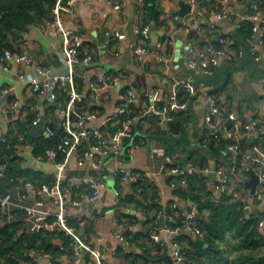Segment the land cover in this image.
Returning <instances> with one entry per match:
<instances>
[{"label":"built area","instance_id":"obj_1","mask_svg":"<svg viewBox=\"0 0 264 264\" xmlns=\"http://www.w3.org/2000/svg\"><path fill=\"white\" fill-rule=\"evenodd\" d=\"M79 1L57 0L52 10V16L44 21L45 26L55 30L62 38L65 72L34 62L27 48L29 30L21 34V44L18 51L4 49L0 53V70L2 72L15 71L18 78L16 82L0 85V98H4L1 107L10 114L11 120L15 121L20 116L25 119L31 116L32 125H39L46 115V105L58 107L60 97L66 101L65 106L60 109L61 119L58 129L60 128L64 136L58 148H47L43 153L35 154L34 146L25 133L15 131V139L12 140L8 139L6 133L0 130V141L7 140L8 147L12 149L13 154L22 158L24 167L42 171L53 177V182L42 184H36L31 180L22 178L19 179V185L16 184L14 188H9L7 193L0 192V223L21 221V232L26 233L58 228L70 238V248L60 243L59 254L56 257L48 252L37 257L26 251L24 255L29 260L27 264H108L103 259V251L100 246H94L89 240L82 239L76 233L66 214L68 201L76 206L85 202L98 201L106 187L104 169L107 161L112 158L116 160L120 158L121 152L125 148L124 141L126 139H131V145L141 143L144 140L143 135L136 134L133 130L136 120L148 115H154L162 123L173 120L175 111L188 108L191 104L188 97L180 98V88H185L189 96L197 93L195 85L190 80H175L168 97L164 96L158 87H152L144 92V96L149 100L147 106L138 108L136 103L137 91L134 88H126L119 91L118 103L113 111L94 129H89L87 121L97 116L96 109L93 110L92 108L100 106L105 91L120 85L125 72L122 69L102 72L89 81L87 90L78 89V79H81L79 76L82 74L78 73L77 65H90L94 59L92 53L88 51L82 53L83 38L81 34L66 24V17L73 20L78 18ZM105 1L118 11H121L125 6V0ZM185 2L191 3V12H195L199 1L185 0ZM224 2L225 0L219 2V7L212 12V19L202 24L197 23L196 29L198 31L206 28L213 32L217 27V20L231 18ZM246 19L251 22L249 40L252 43L256 41L263 46L264 12L257 8ZM150 32L151 26L149 24L140 23L137 25L135 39L129 44L134 55H143L149 52L145 42L150 40ZM116 35L120 39L125 38L123 33L116 32ZM218 42L217 46L204 48L190 43L188 46V54L191 57L189 66L196 67L198 58L210 65H217L220 59L224 57L229 59L249 57L256 60L260 59L259 52L253 45L248 50L239 49L233 52L224 37L220 36ZM159 58L162 61L166 60L164 56L159 55ZM21 89L30 90L33 97L31 104L24 102ZM206 94L208 106L204 111V119L209 125L210 132L202 135L205 142L204 146H207V142L213 138L220 140V134L223 135L228 140L226 149L230 150L232 154L230 165L214 169L193 163L183 165L167 153L158 169L136 170L119 167L115 168L111 175L117 180L137 184L140 191L141 185L154 181L161 185L162 192H164L176 189L181 184L186 185V177L189 174L201 175L215 171L216 189L221 192H228L232 177L240 170L248 173L250 167H253L260 178L256 192L253 195L240 191L230 192L232 200L240 203L243 212H249L256 205V202L264 198V94L259 106V117L252 115L245 122H240L237 115L231 110L232 102L228 95L212 93L211 91H207ZM81 105H86L90 111L81 110ZM113 121L119 124V128L111 136H108L104 126ZM56 128L53 123H46L42 134L49 137L55 136ZM252 137L259 138V140L254 142L250 150L242 152L241 143L251 140ZM84 143H86V147H83ZM59 152L63 154L61 160H58ZM72 158H74L77 168H85L87 161H91L89 170L100 171L99 175L97 177H93L89 173L70 175L69 164ZM171 175L178 176L180 180L169 181L168 176ZM3 180L16 183L14 178L7 177L5 165L0 164V181ZM49 200L56 203V211L50 209ZM171 206L176 214H180L182 224L172 227L170 222L174 216L167 213L163 223H159L155 227L152 237L163 249L169 248L168 256L171 259L169 264H197L189 253L190 244L179 236L184 233H191L196 237H203L204 232L198 224L197 205L193 204L189 210L185 211L181 209L177 201H173ZM160 212L161 210H159L157 218H161ZM53 217L55 219L51 221ZM115 222L117 224L115 237L120 242L118 244L129 246V241L122 231V225L118 218ZM263 226L264 219H260L258 227L262 228ZM160 231L167 233L166 240L160 238ZM86 255L90 256L87 260L85 259ZM150 264L158 263L152 262Z\"/></svg>","mask_w":264,"mask_h":264},{"label":"crops","instance_id":"obj_2","mask_svg":"<svg viewBox=\"0 0 264 264\" xmlns=\"http://www.w3.org/2000/svg\"><path fill=\"white\" fill-rule=\"evenodd\" d=\"M222 1L224 0H212L210 4L204 6L198 3L201 12H190L181 17L177 14V10L181 8L178 0H125V6L121 11L114 9L105 0H80L78 18L76 20L65 18L66 24L77 30L83 38L82 53L88 51L94 55L90 65H77L78 73L82 74L79 76L81 79H78V89L87 90L89 81L102 72L119 69L125 72L120 85L105 91L100 106L92 108L96 109L97 116L87 121L89 129H94L113 111L118 103L121 90L134 88L137 91V107L144 108L149 101L144 96V92L152 87H158L161 93L168 97L173 80L189 79L199 84L189 107L174 112L173 120L177 122L174 121L164 127L163 124L158 126L152 122L149 115L136 120L133 130L136 134L143 135L144 140L132 145L130 138L124 141L125 158L120 157L118 160L112 158L107 161L106 169L109 177L112 176L113 170L119 167L136 170L155 169L167 153L183 165L193 163L214 169L232 163L231 151L226 149L221 139L213 138L207 142V146H204L202 135L210 132L209 125L204 119V111L208 106L206 92L214 91L228 95L232 102L231 110L240 122H245L252 115L259 117V106L264 94V45H259L256 41L252 43L248 38V29L242 31L240 26L248 20L246 18L253 8L264 12V0H253L250 6H248L249 0H225L224 6L231 14V18L217 20V27L213 32L206 28L198 31L197 23L202 24L212 19V12L219 7V2ZM140 23L151 26L150 40L145 42L149 52L134 55L129 44L135 39L136 28ZM116 32L125 34V38H118ZM220 36L226 39L227 45L233 52L239 49L248 50L253 45L258 50L260 59L224 57L217 65H210L198 58L196 67H190L188 64L191 59L188 54L189 44L193 43L200 48L217 46ZM27 48L34 62L51 66L62 72L66 71L63 65L62 38L55 30L45 26L44 21L30 26ZM159 55L166 57V60H160ZM16 81L18 78L15 71L2 72L0 70V85ZM21 92L24 102L31 104L33 97L30 90L21 89ZM3 102L4 98H0V130L5 133L10 130L19 131L25 126L28 133L42 134L46 123H53L58 128L61 119L60 109L66 104L65 99L60 97L58 107L46 105V115L41 123L32 125L29 116L27 119L20 116L15 121L11 120L10 114L1 107ZM80 109L85 112L90 111L86 105H81ZM118 128L119 124L115 121L108 122L104 126L108 136H111ZM258 140L259 138H254L252 141L257 142ZM251 148L252 146H247L244 150ZM129 162H133L131 166ZM69 165L70 175H82L83 170L90 169L91 161H87L85 168H77L72 158ZM207 175L209 187L212 189V184H216V178L213 181L209 174ZM249 177V173L240 170L232 177L227 193L240 191L250 194V190H245L244 187V181ZM176 178L177 181L180 180L178 176ZM113 179L116 178L113 177ZM114 180H108L105 177L106 187L96 202H85L76 206L68 201L66 214L76 233L82 239L89 240L94 246H100L103 259L108 264H131L132 257L127 258L122 255V252H117L118 246L122 245L118 244L120 242L115 237L117 231L115 220L118 218L124 235L134 242V244H129L130 248L126 246L124 248L139 254L137 258H134L136 264L152 262L169 264L167 259L169 248L163 249L155 244L152 234L151 236L147 234V228H151L154 224L151 231L153 233L155 227L163 223L167 213L172 214L174 218L180 216L171 206L173 201H177L183 211L189 210L195 203L189 196L180 195L177 188L162 192L161 185L156 183L160 193L158 202L161 205L159 210L162 216L156 218L155 223L151 221L145 225V222L155 215L156 210L145 211L142 207L145 197L140 193L141 191L136 187L137 193L133 194L136 184ZM147 192L149 193L150 190L148 189ZM136 199H140L142 205L136 202ZM48 205L52 211L57 210V205L52 200L48 201ZM110 210L114 211L111 220L107 218V212ZM251 210L256 211L259 218H264V198ZM209 214V210H204L200 217H208ZM103 217L102 228L97 226V222ZM260 230L264 232V226ZM184 234L192 238L196 237L191 233ZM159 236L162 240L167 239V233L164 231H160ZM227 238L231 243L236 242L233 231L227 232ZM56 242L60 244L61 240L57 239ZM254 251L259 254L261 260H264L262 258L264 245L257 247ZM44 253L30 251L31 255L37 257ZM27 259L26 257L21 259L20 264H27L29 262Z\"/></svg>","mask_w":264,"mask_h":264},{"label":"trees","instance_id":"obj_3","mask_svg":"<svg viewBox=\"0 0 264 264\" xmlns=\"http://www.w3.org/2000/svg\"><path fill=\"white\" fill-rule=\"evenodd\" d=\"M56 2L57 0H0V53L4 49L18 51L21 44V34L29 30L32 24L49 19L52 16V10ZM254 11L256 9L253 8L250 12L253 13ZM250 28L251 22L249 20H246L240 26L242 31L248 29V36ZM179 94L180 98L188 97L191 101L195 97L194 95L189 96L183 87L180 88ZM19 132L25 133L34 146L35 154H41L47 148H58L64 136V133L58 128H56V135L50 137L35 132L28 133L25 126L19 129ZM6 135L8 139H15L13 130L7 132ZM220 137L221 143L226 146L228 140L221 134ZM253 144L252 140L242 142V152L245 151L244 148ZM83 147H86V143L83 144ZM62 158L63 154L59 152L58 160ZM0 164L5 165L7 177L14 178L17 185H19V179L22 178L31 180L36 184L53 182L51 175L24 167L22 158L13 154L12 149L8 147L7 140L0 141ZM176 177V175H171L168 180H177ZM186 179L187 186L181 184L177 187V190L180 195L189 196L197 205L199 212L198 224L204 234L202 238H192L187 234L179 236L190 244L189 253L193 256L195 262L197 264H264V260H261L259 254L254 251L257 247L264 245V232L258 227L260 218L256 215L257 212L250 210L245 214L240 203L234 202L232 195L227 192H221L217 196L209 187L207 174H189ZM136 187L138 188L137 184L134 186V195L137 193ZM140 187V193L145 197V203L142 205L140 199H136V202L140 203L146 212L156 210L155 215L148 219L145 225H148L151 221L155 223L157 212L161 207L158 202L159 188L154 181L144 183ZM148 189L150 190L149 193L147 192ZM204 210L210 211L208 217H200ZM18 213L20 212L18 211ZM54 219L55 217L51 221ZM170 224L172 227L180 226L182 218L175 217ZM152 228H154V224L151 228H147L149 236L152 234ZM21 229V221L0 223V264H20V260L26 257L24 253L26 251L30 253L31 250L52 253L56 257L59 254L60 246L56 242L57 239L70 248V238L61 229H42L35 233L21 232ZM228 231H233L236 237V242L231 249L220 244L227 238ZM128 241L129 244H134L131 240ZM154 243L159 245L156 242ZM117 252H122V255L127 258L132 257L131 264H136L134 258H137L139 254L127 251L123 245L118 246ZM88 258L87 255L86 259ZM167 259L170 263V257Z\"/></svg>","mask_w":264,"mask_h":264},{"label":"water","instance_id":"obj_4","mask_svg":"<svg viewBox=\"0 0 264 264\" xmlns=\"http://www.w3.org/2000/svg\"><path fill=\"white\" fill-rule=\"evenodd\" d=\"M179 4L181 6V8L179 10H177V14L181 17L185 16V14L190 13L192 10V4L189 2H185V0H178ZM200 5L204 6V5H208L211 3L212 0H198ZM253 0H249L248 2V6H250L252 4ZM189 80V79H188ZM175 80H173L174 82ZM196 87V89L199 88V84L196 83L193 80H190ZM149 118L152 120V122H154L156 125L160 126L163 124L164 127H166L167 125L174 123V121L176 120H170L168 122H159V120L157 119V117H155L154 115H149ZM177 122V121H176ZM60 129V128H59ZM254 137H252L253 139ZM125 148L122 150L121 152V158H125ZM161 161L157 164V167L155 169H158V166L160 165ZM84 174L89 173L91 176L93 177H97L99 175L100 171H96V170H83ZM108 170L105 168L104 169V174H106V177L108 180H114L113 177H109L108 176ZM248 173L250 174V177L244 181V187L245 190H250V194L253 195L258 187V184L260 182V178L259 175L255 172L253 167H250ZM209 176L212 178L213 181H215L216 178V173L215 171H211L209 173ZM116 180V179H115ZM114 180V181H115ZM15 183L12 181H7V180H3L0 181V192H2L3 194L7 193V191L9 190V188H14L15 187ZM128 248H130V246H127ZM262 258L264 259V256H262Z\"/></svg>","mask_w":264,"mask_h":264},{"label":"rangeland","instance_id":"obj_5","mask_svg":"<svg viewBox=\"0 0 264 264\" xmlns=\"http://www.w3.org/2000/svg\"><path fill=\"white\" fill-rule=\"evenodd\" d=\"M195 11H196L197 13H199V12H201V8H200L199 6H196ZM132 163H133V162H129L128 164L131 166ZM125 183L129 184V182H125ZM212 189L214 190V192H215L216 195L219 196V195L221 194V191L218 190V189H216V187H215L214 184H212ZM257 203H258V202H256V204H257ZM113 213H114L113 210H110V211L107 212V218H108L109 220L112 219ZM245 214H247V212H245ZM260 219H264V218H260ZM260 219H259V220H260ZM103 223H104V217L98 220V222H97V226L103 228ZM220 244H221L222 246H224V247H227V248L231 249L234 243H231L230 240H229V238H226L223 242H220ZM233 256H234V254L232 255V257H233Z\"/></svg>","mask_w":264,"mask_h":264}]
</instances>
